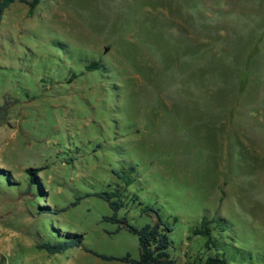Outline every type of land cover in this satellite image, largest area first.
Segmentation results:
<instances>
[{
  "label": "rangeland",
  "instance_id": "obj_1",
  "mask_svg": "<svg viewBox=\"0 0 264 264\" xmlns=\"http://www.w3.org/2000/svg\"><path fill=\"white\" fill-rule=\"evenodd\" d=\"M0 169V264H130L36 246L77 232L139 257L99 191L120 193L129 223L171 222L173 264H264V0L14 2L0 17ZM204 218L212 242L195 233Z\"/></svg>",
  "mask_w": 264,
  "mask_h": 264
},
{
  "label": "trees",
  "instance_id": "obj_2",
  "mask_svg": "<svg viewBox=\"0 0 264 264\" xmlns=\"http://www.w3.org/2000/svg\"><path fill=\"white\" fill-rule=\"evenodd\" d=\"M16 1L23 2L29 5L31 9L37 7L41 0H0V17L5 13V11ZM0 171L8 174V172L4 169H0ZM38 170L37 168H27V174L31 185L38 186ZM4 184L11 186L12 183L8 178V182ZM19 183H14V187H17ZM40 187V186H39ZM31 188V187H30ZM40 190V188H39ZM93 195H96L106 202H108L109 206L113 210L112 215L104 216V220L111 221L114 224H118V227L112 233H117L120 230L126 228L130 232L137 235L139 240L140 253L139 257L135 258L131 256L129 253L123 256H109L103 253H98L87 248L83 241L84 235L77 232H66L61 233L59 235H51L56 234L57 232H52L44 235L42 240H39L36 244L37 248L46 250L49 253L56 254L61 253L71 247H81L96 256L106 259V260H119L122 262L130 263V264H173L174 259L171 257L170 247L172 244V239L170 233L174 229V225L168 220L164 219L158 212H156L157 222L155 224L147 223L142 226H138L126 221L125 218H121L118 216V211L126 206L127 202L123 200L120 193L118 191L108 192V191H99L94 192ZM83 197H78V200ZM78 202V201H77ZM75 204V203H74ZM40 207V206H39ZM42 211L48 208L42 207L40 208ZM150 207H145L144 211H149ZM40 210V211H41ZM66 208H61L58 211H64ZM53 212V211H51ZM210 221L207 218L203 219L201 226L196 227L195 233L206 235L208 237V242H212L211 240V231L209 228ZM123 225L125 227H123ZM205 264H228L224 258H220L219 256L208 257L205 260Z\"/></svg>",
  "mask_w": 264,
  "mask_h": 264
}]
</instances>
